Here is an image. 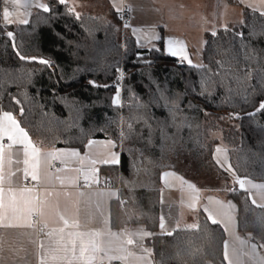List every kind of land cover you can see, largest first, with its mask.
<instances>
[{
  "label": "trees",
  "instance_id": "obj_1",
  "mask_svg": "<svg viewBox=\"0 0 264 264\" xmlns=\"http://www.w3.org/2000/svg\"><path fill=\"white\" fill-rule=\"evenodd\" d=\"M46 4L50 11L34 10L27 24L0 25V108L44 147L82 150L89 139L113 140L119 165L101 168L112 176L109 185L120 187L111 227L143 224L153 233L156 264H224V230L203 213L198 228L159 232L158 193L149 186L184 162L229 182L212 160L219 146L237 176L264 182V111H257L264 102V15L245 10L240 26L207 34L199 67L180 64L161 41L147 49L121 38L113 11L79 15L58 0ZM134 177L146 186H128ZM225 189L239 233L262 247L264 208L238 184Z\"/></svg>",
  "mask_w": 264,
  "mask_h": 264
},
{
  "label": "crops",
  "instance_id": "obj_2",
  "mask_svg": "<svg viewBox=\"0 0 264 264\" xmlns=\"http://www.w3.org/2000/svg\"><path fill=\"white\" fill-rule=\"evenodd\" d=\"M46 1L47 0H40V2L44 4H46ZM66 3L69 4L72 10L79 15H101L110 11H113L116 13V15H118V10L116 7H114V5H118L120 9L123 5L128 6L131 17V25L123 31V37L129 36L138 46L147 49L156 47L158 42L161 41L163 50L166 54L167 39L172 38L183 41L189 59L192 62L191 64H189L188 61H181L178 57H173L169 54L167 55L177 59L180 64L184 63L189 66H201V55L207 34H212L213 32L216 33L221 29L240 26L243 21V13L245 10L255 11L260 14L262 11H264V7L254 10V7L248 6L249 4L254 6L258 5L260 0H244L243 3L241 0H66ZM3 7V0H0V25L2 26ZM8 7L10 11L13 10L11 5H8ZM36 9L37 8L35 7H31L27 11L32 14ZM20 11L23 12L25 9L21 8ZM31 14L26 15L23 18L29 21ZM13 19L14 22L11 25H24L16 23L15 17H13ZM133 28L141 29V31L134 34L132 31ZM153 36H159L160 39H152ZM31 141L40 150L42 157L44 154L54 150L73 148H49L37 144L32 139ZM3 142L5 144L8 143L6 139ZM219 148L225 149L222 146H219ZM119 150L117 151L115 148L111 149L112 152L117 154L118 161L120 160ZM215 150L212 153V160L214 161L215 165L220 170L231 176V180L227 182V185L222 182L223 178L218 177L216 184L205 187L189 175H186L180 169H166L159 174L157 184L149 186L158 193V217L160 219V216L164 215L166 218V227L168 231H172L173 229L176 230L187 228V225H198V217L200 213H203L208 218L207 213L205 212V207H214V205H212L209 201L210 197L213 200H220L225 204L231 202L235 205L232 199L226 196L228 191L225 189L229 188L231 190L236 185L233 175L226 171L227 166L230 165L228 153L226 151L225 165L221 166V164L217 163L216 156L218 154ZM79 151L83 156L87 149L84 147V149ZM97 151H103V149L98 148ZM8 157L11 158V164L8 163ZM24 159L25 157L23 154V149L20 145L13 146L10 152L6 154L4 161V174L10 179V183L5 184L6 188H23L24 186H22V183L26 180H30L33 183L31 187L35 188L37 194L45 191H51L53 193H62L68 191L73 193V196L69 201V214L77 217L82 225L88 226L87 229L81 228V231H86L88 229L105 230V219L109 221L107 227L114 232H120L121 230H127L129 232H136L140 229L147 230L143 224L126 226L120 229H112L110 215L111 206L113 202L118 200V198L101 197L98 195V193L101 191H110L116 192L119 197V190L116 189L117 185L115 187H111L108 183L109 180L112 179V176H109L103 171V169H101L103 166L107 165L98 164L96 166L99 169L98 184L92 183L91 187H84L82 185L84 183V179L81 175L78 181L79 187H76L67 184L61 185L56 179L57 175L61 177L77 176V173L72 171V169L80 167V164L75 158L62 157L61 159L63 160V165L61 168L65 169V171L59 173L51 169V164L46 165L42 162L39 166V182L33 181L30 175L27 179H25V165L23 163ZM112 165H119V163ZM165 172L174 173L175 177H180L183 181L195 185L196 189L198 190V200L196 201L194 208L189 207L191 200L189 198L190 190L187 188V184L182 185L181 180H177L175 177H167L162 180L161 177ZM116 181L117 184H119L120 178L118 177ZM165 181H167V183ZM253 182L264 183L258 181ZM142 183H144L143 179L134 177L131 185L129 182L126 184L132 187H145L146 184ZM121 187H124V185L121 184ZM78 192H83L84 195L77 196L76 193ZM251 193L252 195L250 196L247 192L250 201L252 202V200L255 199L257 203H261L259 196L256 195V190L252 189ZM50 199H55V197H51ZM60 200L61 210H63L64 198L61 197ZM235 214L236 205L232 210L234 224L229 225L228 231H225L223 224L217 223L224 230L226 236L225 241L228 242L229 246V255L233 259L234 264H259L260 258L264 257V252H261V247L257 245L259 249L258 257H256L255 254L248 256V237L243 236L242 238L241 234L238 233L239 231H237L238 229ZM35 218L37 221L39 220L38 217ZM218 219H222V217H218ZM178 224L179 227H177ZM60 226L62 225H60L54 217L49 218L48 228L44 229L42 236H39L37 233L38 228H42V225L38 222L35 223V226L32 228L0 227V264H39V259L42 254L40 243L43 242L47 247L49 244V237L46 235V233L51 231L53 228H58ZM158 230L161 232L159 220ZM236 236H238L240 240L245 241V243L241 244L240 240L235 239ZM149 238L150 237H145L143 239L142 243L144 248H151L148 245ZM127 247L137 256L145 255L140 247ZM150 259H152L153 264H156L153 255ZM103 264H109V262L104 260ZM111 264H122V262L113 261ZM127 264H138V262L134 258L130 257L127 261ZM143 264H147V260H145ZM224 264H228L225 259Z\"/></svg>",
  "mask_w": 264,
  "mask_h": 264
},
{
  "label": "snow or ice",
  "instance_id": "obj_3",
  "mask_svg": "<svg viewBox=\"0 0 264 264\" xmlns=\"http://www.w3.org/2000/svg\"><path fill=\"white\" fill-rule=\"evenodd\" d=\"M60 4H65L66 0H58ZM243 3L244 0H241ZM3 26L7 27L14 22L13 17H15V22L20 24H27L29 21L23 18L31 13L27 10L31 7L41 9L44 12H49L50 7L47 4L41 3L40 0H3ZM8 5L12 6V11H10ZM249 7H254V10L264 7V0H260L258 5H248ZM117 8L118 13L121 11L118 5H114ZM23 8L25 11H20ZM68 11L71 13L72 9L69 8ZM264 15V11L261 12ZM130 25L125 24L124 27L128 28ZM133 33L141 31V29L133 28ZM213 35L216 33L213 32ZM7 36L11 39L13 38V33L11 31L7 32ZM152 39H160L159 36H153ZM166 51L167 54L178 57L181 61H188L191 64L186 47L183 41L175 40L172 38L166 41ZM17 55L21 60L28 59L25 56L17 52ZM30 59H35L30 58ZM39 63L48 65L50 62L44 59L39 60ZM202 67V66H199ZM251 73H249V76ZM92 83V82H90ZM202 87L206 88L207 81L202 79ZM119 90H117L116 97L113 99V104H118ZM162 98H164L162 96ZM15 100V97H13ZM16 103H19L16 100ZM257 111H264V102H261ZM20 115H24L23 108L20 109ZM131 127V125H129ZM149 128V140L152 135V127L148 125ZM123 138L124 133H121ZM7 140L8 143L5 144L3 141ZM15 145L22 146L24 154V176L25 179L31 176L33 181H40L39 166L41 163L50 165L52 160H61L62 157L65 158H75L80 167L72 169L77 173V176H65L61 177L57 175L56 179L61 185H72L79 187L78 181L80 176H83L84 187H90L92 183H99V169L96 167L99 165H112L119 163L117 154L112 152L111 149L116 147L113 140L108 139L106 141H96L89 139L85 148L87 151L84 155L78 149H64V150H54L41 156L40 150L32 143L28 132L21 126V122L17 120L16 116L11 111H5L0 108V227H29L35 226V223H40L42 225L41 230L48 228V219L54 217L57 222L62 225L58 228H53L51 231L47 232L46 235L49 237V244L46 247L43 242L40 243V248L42 254L39 259V264H103L104 260H107L109 264L113 261H120L122 264H127L130 257L134 258L138 264H143L147 260V264H153L151 248L143 247V239L145 237H150L153 233L140 229L136 232H129L127 230H121L120 232H114L107 227L109 221L104 220L106 229H88L86 231H81V228L87 229V225H82L79 219L75 216L69 214V201L73 196V193L65 192H51L45 191L39 194L36 193L33 187H23L19 189H14L12 187H5L6 183H10V179L4 174V161L6 154ZM98 148H102L103 151H97ZM217 163L224 166L226 163V149L216 148ZM223 157V158H222ZM11 158L8 157V163L11 164ZM65 169H57V172H63ZM226 171L233 175L234 181L239 185L242 191L248 192L251 196V190H256V195L259 196L261 203H257L255 199L252 203L257 207L264 208V183H254L251 179L240 178L236 175L235 171L232 169L231 165H228ZM167 177H175L174 173L165 172L163 173L161 179L164 180ZM177 180H181V184H187V188L190 190L189 198L191 203L189 207L194 208L195 203L198 200V190L195 185L183 181L180 177H175ZM167 183V181H165ZM77 196H83V192L76 193ZM101 197H118L116 192H99ZM55 197V199H50ZM64 198V208L61 210V200ZM209 201L214 207H205V212L207 213L208 219L213 223H221L224 226L225 231H228L230 224H234V217L232 215V210L235 205L231 202L225 204L220 200H213L211 197ZM124 201H121L123 205ZM38 217V221H33V217ZM222 217V219H218ZM264 223V220L261 221ZM159 227L161 233H166L167 235H172L175 229L168 231L166 227V218L164 215L160 216ZM179 227V224L177 225ZM188 229L198 228V225H187ZM71 229V230H69ZM69 230V231H66ZM236 240H240L238 236L235 237ZM241 244L245 241L240 240ZM127 246L140 247L145 253V255L137 256L134 252L130 251ZM264 247V245H261ZM257 245L252 244L251 249L255 252ZM228 242L224 243V259L228 264H234L233 259L229 255ZM179 255V253H177ZM189 255H195V252H189ZM259 264H264V257L260 258Z\"/></svg>",
  "mask_w": 264,
  "mask_h": 264
},
{
  "label": "rangeland",
  "instance_id": "obj_4",
  "mask_svg": "<svg viewBox=\"0 0 264 264\" xmlns=\"http://www.w3.org/2000/svg\"><path fill=\"white\" fill-rule=\"evenodd\" d=\"M177 168L183 171L186 175H189L190 177L195 179L197 182H199L202 186H205V187L213 186L214 184H216V181L218 179V176L215 172L214 174L210 173V175L212 176H208V172L204 170H200L199 168H196V166H194L191 162L189 163L184 162L183 164L179 165ZM224 184L227 185V183H224ZM241 236L243 238V235ZM252 244H255V243L253 242L251 243L249 236H248V256L255 254V256L258 257L259 249L258 247H256L255 252H253L251 249ZM260 250L261 252H264V247H261Z\"/></svg>",
  "mask_w": 264,
  "mask_h": 264
},
{
  "label": "built area",
  "instance_id": "obj_5",
  "mask_svg": "<svg viewBox=\"0 0 264 264\" xmlns=\"http://www.w3.org/2000/svg\"><path fill=\"white\" fill-rule=\"evenodd\" d=\"M118 20H119V30H120V35L121 38H123V31L126 30L127 28L124 27L125 24L131 25V17H130V12H129V8L126 5H123L121 7V11L118 13ZM124 77V74H121V79ZM118 90L119 92H121V87L118 84ZM62 162L60 160H52L51 161V169L53 171H57V169H60L62 167ZM33 185V183L30 180H26L22 183V186L24 187H31ZM84 186V183L82 184ZM92 186V184H91ZM90 186V187H91ZM117 190L120 189L119 185L116 187ZM33 221H37V219L34 217L32 218ZM44 230L42 231L41 228H38L37 233L39 236L43 235Z\"/></svg>",
  "mask_w": 264,
  "mask_h": 264
}]
</instances>
